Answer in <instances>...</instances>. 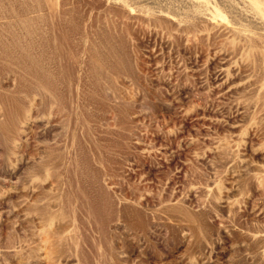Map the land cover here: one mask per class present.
<instances>
[{
	"label": "rangeland",
	"instance_id": "374dc122",
	"mask_svg": "<svg viewBox=\"0 0 264 264\" xmlns=\"http://www.w3.org/2000/svg\"><path fill=\"white\" fill-rule=\"evenodd\" d=\"M0 264H264V0H0Z\"/></svg>",
	"mask_w": 264,
	"mask_h": 264
},
{
	"label": "bare ground",
	"instance_id": "6f19581e",
	"mask_svg": "<svg viewBox=\"0 0 264 264\" xmlns=\"http://www.w3.org/2000/svg\"><path fill=\"white\" fill-rule=\"evenodd\" d=\"M42 43V42H41ZM124 44V43H123ZM104 46V45H103ZM127 50V49H126ZM102 52V51H101ZM128 53V52H127ZM39 73V72H38ZM20 79V78H19ZM61 87V86H60ZM19 89V88H18ZM62 91V90H61ZM90 119V118H89ZM80 138V137H79ZM54 149V148H53Z\"/></svg>",
	"mask_w": 264,
	"mask_h": 264
}]
</instances>
